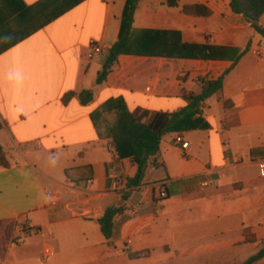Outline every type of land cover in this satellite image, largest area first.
Masks as SVG:
<instances>
[{"label":"crops","instance_id":"crops-1","mask_svg":"<svg viewBox=\"0 0 264 264\" xmlns=\"http://www.w3.org/2000/svg\"><path fill=\"white\" fill-rule=\"evenodd\" d=\"M44 1L23 0L30 9ZM75 1L3 51L0 29V264H244L264 243V40L228 0H140L138 43L147 32H168L183 44L226 48V57L122 55L97 85L127 0L55 5ZM193 7L210 15L186 11ZM91 42L103 48L96 60ZM228 70L204 109L209 128L183 135L186 152L175 135L165 137L139 179L134 159L119 158L92 122L118 100L131 114L179 112L182 91L198 94L200 79ZM84 91L93 94L87 106L78 98ZM206 180L213 188L202 187ZM109 209L121 213L107 240L100 221Z\"/></svg>","mask_w":264,"mask_h":264},{"label":"trees","instance_id":"trees-1","mask_svg":"<svg viewBox=\"0 0 264 264\" xmlns=\"http://www.w3.org/2000/svg\"><path fill=\"white\" fill-rule=\"evenodd\" d=\"M140 0H127L123 12L122 24L118 41L109 51V56L104 62L103 71L99 74L97 85L104 84L111 73L113 64H109L112 55L115 61L122 55H144L149 57H165L168 59L218 61L226 57L229 51L226 48H218L208 45L183 44L179 34L168 32H147L142 42L138 43L134 37L135 14ZM230 9L234 15L242 16L243 23L251 28L264 40V27L260 22L264 16V0H228ZM57 0H45L35 9L26 7L23 0H1L0 13L3 14L0 29L4 39L1 51L16 45L35 33L38 29L56 20L68 12L77 4L68 2L56 6ZM175 1L171 0L169 6L173 7ZM53 6V7H51ZM192 14L208 17L210 12L202 7H193L186 10ZM16 19L15 27L9 28L7 19ZM171 36L173 41L168 42ZM175 43V44H174ZM143 50V51H142ZM242 53L234 61L232 69L237 65ZM231 70L225 72L217 80L200 79V92L187 94L182 91V96L187 102L186 108L179 112L159 113L150 115L147 112L137 111L129 113L122 100L110 101L102 109L92 116V122L100 136L103 137L101 126H104L107 139L121 159L133 158L138 166L139 179L149 159L160 151L162 140L170 135L175 138L185 133L207 130L208 124L203 118L206 103L212 97L220 94L223 90L226 77ZM76 96L70 94L68 97ZM82 105L87 106L93 101V94L84 91L78 95ZM2 148L0 147V153ZM121 213L120 209L107 210L104 218L100 221L103 235L107 240L113 236L114 219ZM258 253L244 264H255L264 259V245Z\"/></svg>","mask_w":264,"mask_h":264},{"label":"built area","instance_id":"built-area-1","mask_svg":"<svg viewBox=\"0 0 264 264\" xmlns=\"http://www.w3.org/2000/svg\"><path fill=\"white\" fill-rule=\"evenodd\" d=\"M103 54V48L97 43V42H91L90 46H89V54H88V58L89 60H96L98 59L100 56H102ZM174 144L176 146H181V149L186 152L189 150V143L184 141L183 135L182 136H178L175 138L174 140ZM184 157L185 154H184ZM262 168L264 169V162L262 163ZM213 182L211 180H206L203 183V188L204 189H211L213 188ZM159 197L161 199H165L167 197V193L166 191H164L162 188L159 190Z\"/></svg>","mask_w":264,"mask_h":264},{"label":"water","instance_id":"water-1","mask_svg":"<svg viewBox=\"0 0 264 264\" xmlns=\"http://www.w3.org/2000/svg\"><path fill=\"white\" fill-rule=\"evenodd\" d=\"M115 58L111 55L109 58V64H112L114 62Z\"/></svg>","mask_w":264,"mask_h":264},{"label":"rangeland","instance_id":"rangeland-1","mask_svg":"<svg viewBox=\"0 0 264 264\" xmlns=\"http://www.w3.org/2000/svg\"><path fill=\"white\" fill-rule=\"evenodd\" d=\"M262 245H264V243H262V244L259 245V249H261L263 247Z\"/></svg>","mask_w":264,"mask_h":264}]
</instances>
